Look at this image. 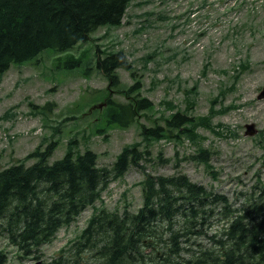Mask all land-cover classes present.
<instances>
[{
    "label": "rangeland",
    "instance_id": "374dc122",
    "mask_svg": "<svg viewBox=\"0 0 264 264\" xmlns=\"http://www.w3.org/2000/svg\"><path fill=\"white\" fill-rule=\"evenodd\" d=\"M90 35L63 53L44 52L37 60L13 63L0 76V167L40 144L44 148L49 140L57 142L50 158H58L70 137H76L78 150L93 149L97 163L109 166L127 143L146 145L140 124L162 125L163 117L180 109L197 117L194 138L152 140L146 171L184 172L224 192L230 201L236 190L258 193L253 185L264 182V98L258 97L264 86V0H133L122 24L100 25ZM97 48H121L133 63V73L117 67L120 83L112 87L95 68ZM67 56L81 59V64L63 67ZM136 79L138 92L152 107L140 110L127 127H107L105 98L125 103L119 89ZM247 122H254L258 131L247 133ZM203 148L208 162L191 157ZM145 177L141 168L130 166L110 178L95 203L62 224L36 252L19 249L0 227V264H46L60 254L72 258L73 244L95 211L138 210ZM240 202L236 198L233 205ZM212 217L214 224L203 226L208 233L224 222ZM200 236L196 242H210L207 234ZM82 258L100 264L91 251Z\"/></svg>",
    "mask_w": 264,
    "mask_h": 264
},
{
    "label": "trees",
    "instance_id": "16d2710c",
    "mask_svg": "<svg viewBox=\"0 0 264 264\" xmlns=\"http://www.w3.org/2000/svg\"><path fill=\"white\" fill-rule=\"evenodd\" d=\"M132 1L0 0V76L13 63L37 60L44 52L63 53L88 41L100 25L122 24ZM99 51L97 48L95 68L103 71L112 87L120 83L117 67L133 73V63L121 48ZM80 64L81 59L72 56L62 61L69 68ZM139 88L136 79L119 89L127 97L125 103L105 98L107 127H127L140 110L152 107ZM163 118L162 125L140 124L146 145L127 143L109 166L97 163L93 149L78 150L76 137H70L58 158L51 160L57 142L49 140L44 148L40 144L23 158L0 167L1 231L25 253L36 252L62 224L93 205L110 178L133 166L146 174L138 210L95 211L73 244L72 258L63 259L60 254L46 264H92L83 261L85 251H91L100 264H264V182L253 185L258 193L236 190L235 200L241 202L234 206L235 200L230 201L227 194L193 181L184 172L146 171L144 161L151 160L152 140L181 139L182 135L194 138L197 117L176 109ZM205 152L207 148L191 157L208 162ZM31 157L34 160L27 163ZM215 215L224 222L208 233L203 226L207 222L213 225ZM201 234H207L210 242H196Z\"/></svg>",
    "mask_w": 264,
    "mask_h": 264
},
{
    "label": "water",
    "instance_id": "95a60500",
    "mask_svg": "<svg viewBox=\"0 0 264 264\" xmlns=\"http://www.w3.org/2000/svg\"><path fill=\"white\" fill-rule=\"evenodd\" d=\"M258 97L259 98H264V86H263V88L259 91V94H258ZM104 103V102H103ZM102 103H99L98 105H101ZM246 126H247V133H250V134H252V133H255V132H257L258 131V128H256V125H255V123L254 122H247L246 123ZM136 264H138V263H136ZM142 264H146V262H144V263H142Z\"/></svg>",
    "mask_w": 264,
    "mask_h": 264
}]
</instances>
